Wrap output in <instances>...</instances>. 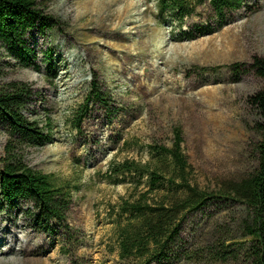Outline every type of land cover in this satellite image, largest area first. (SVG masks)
<instances>
[{
    "label": "rangeland",
    "instance_id": "1",
    "mask_svg": "<svg viewBox=\"0 0 264 264\" xmlns=\"http://www.w3.org/2000/svg\"><path fill=\"white\" fill-rule=\"evenodd\" d=\"M42 9L52 27L37 26L25 37L39 67L24 65L0 43V84H31L26 115L51 130L46 145L21 148L25 163L75 187L65 229L40 227L30 202L0 196L1 230L13 224L27 242L23 250L14 246L11 264H140L118 258L113 236L117 205L133 183L105 175L114 162L154 159L152 146H169L175 128L198 188L218 191L256 169L264 134L248 98L264 89V78L250 68L254 55L264 57V0H242L221 22L205 1L182 29L214 30L183 40L177 28L157 22L156 0H45ZM92 81L106 104L90 99L78 129L75 115ZM7 140L0 124V156ZM146 186L144 178L139 189ZM249 213L242 203L216 199L189 212L171 264H247Z\"/></svg>",
    "mask_w": 264,
    "mask_h": 264
},
{
    "label": "trees",
    "instance_id": "2",
    "mask_svg": "<svg viewBox=\"0 0 264 264\" xmlns=\"http://www.w3.org/2000/svg\"><path fill=\"white\" fill-rule=\"evenodd\" d=\"M205 1L219 22L226 12L242 4V0H156L157 22L177 28L180 40L193 38L194 31H212L214 28L210 26L197 27L194 31L182 29L185 18L191 17ZM44 3L45 0H0V43L24 65L32 64L36 68L39 67L35 63L36 55L25 37L37 26L43 30L52 27L53 19L42 9ZM233 67L234 73H240V65ZM250 68L264 78V57L254 55ZM106 95L95 81L90 83L89 95L75 115V128L80 129L88 112L87 102L93 99L106 104ZM34 96V87L27 82L11 80L0 84V124L8 135L4 154L0 156V196L7 202H30L31 217L40 227L56 224L65 229L70 190L75 185L33 169L20 152L24 146H44L51 140V130L45 132L38 121L26 115ZM248 102L258 115L257 128L264 134V89L249 96ZM173 132L169 146H152L154 159L114 162L105 175L115 182L129 176L133 183L128 198H122L117 205L113 236L118 258L140 264H171L178 258L176 246L185 216L216 199L242 203L248 208L250 222L244 225V236L250 237L244 244L247 264H264V139L256 146L258 164L250 175L228 181L218 191H205L192 182L181 130L175 128ZM144 178L147 186L139 189Z\"/></svg>",
    "mask_w": 264,
    "mask_h": 264
},
{
    "label": "bare ground",
    "instance_id": "3",
    "mask_svg": "<svg viewBox=\"0 0 264 264\" xmlns=\"http://www.w3.org/2000/svg\"><path fill=\"white\" fill-rule=\"evenodd\" d=\"M1 218H2L1 221H3L7 217L1 215ZM10 222H13V219H10ZM12 226L13 224L7 223V227H11V228H4L3 230H1L0 228V261H2L3 264H11L14 263V261H16V257L14 256L15 255L14 246L18 245L19 250H23L27 246L26 241L24 242L19 241V236L22 235L21 233L22 230L19 228H13ZM26 234L29 237L35 239L37 238L29 230H27V228H26ZM6 255H10L11 259H5Z\"/></svg>",
    "mask_w": 264,
    "mask_h": 264
}]
</instances>
